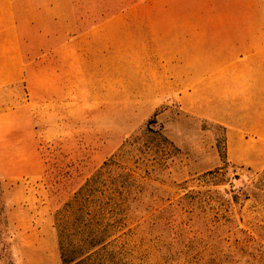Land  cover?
I'll return each mask as SVG.
<instances>
[{
    "label": "rangeland",
    "instance_id": "1",
    "mask_svg": "<svg viewBox=\"0 0 264 264\" xmlns=\"http://www.w3.org/2000/svg\"><path fill=\"white\" fill-rule=\"evenodd\" d=\"M133 18L112 25L151 22ZM206 38L227 49L105 53L60 95L31 53L32 142L0 141V264H264V148L237 128L246 36Z\"/></svg>",
    "mask_w": 264,
    "mask_h": 264
},
{
    "label": "crops",
    "instance_id": "2",
    "mask_svg": "<svg viewBox=\"0 0 264 264\" xmlns=\"http://www.w3.org/2000/svg\"><path fill=\"white\" fill-rule=\"evenodd\" d=\"M110 2L0 0V141L3 145L10 142L15 145L14 138L8 137L10 133L21 134L19 145L26 147L32 142V52L44 50V56L54 67L55 93L60 95L64 91L72 92L79 68L88 66L85 62L100 60L101 56L104 60L105 53L206 51L207 45L220 51L227 48L217 47L220 41L217 44L214 39L208 43L206 37L245 35L247 83L241 90L246 95L238 99L246 114L245 118L240 114L237 128L244 136L241 142L264 148V0H135L133 15L125 11L114 17L106 7ZM132 16L135 20L151 22L146 28L134 30L112 25V20ZM207 20L246 21V24L234 26L231 31L220 27L206 28L207 31L197 22ZM153 21H162L165 26L160 28V23ZM238 44L224 46L235 50ZM48 45L50 48L45 47ZM42 73H38L40 83L44 82ZM219 116L223 123H234L226 114ZM235 132L229 127V145Z\"/></svg>",
    "mask_w": 264,
    "mask_h": 264
},
{
    "label": "trees",
    "instance_id": "3",
    "mask_svg": "<svg viewBox=\"0 0 264 264\" xmlns=\"http://www.w3.org/2000/svg\"><path fill=\"white\" fill-rule=\"evenodd\" d=\"M262 177H263L262 179L264 180V171H263Z\"/></svg>",
    "mask_w": 264,
    "mask_h": 264
}]
</instances>
